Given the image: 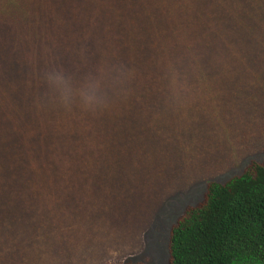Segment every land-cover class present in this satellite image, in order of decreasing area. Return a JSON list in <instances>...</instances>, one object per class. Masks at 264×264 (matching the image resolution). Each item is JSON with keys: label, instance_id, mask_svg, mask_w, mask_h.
I'll list each match as a JSON object with an SVG mask.
<instances>
[{"label": "trees", "instance_id": "16d2710c", "mask_svg": "<svg viewBox=\"0 0 264 264\" xmlns=\"http://www.w3.org/2000/svg\"><path fill=\"white\" fill-rule=\"evenodd\" d=\"M263 43L264 0H0V97L39 107L33 129L0 131V224L51 221L46 198L97 187L148 119L170 127ZM167 242L165 264H264V161L208 182Z\"/></svg>", "mask_w": 264, "mask_h": 264}, {"label": "rangeland", "instance_id": "374dc122", "mask_svg": "<svg viewBox=\"0 0 264 264\" xmlns=\"http://www.w3.org/2000/svg\"><path fill=\"white\" fill-rule=\"evenodd\" d=\"M261 52L264 59V43ZM246 56L216 65L222 80L182 98L186 112L167 111L170 127L167 118L148 119L142 146L128 143L123 156L108 158L92 180L97 187L76 201L46 198L51 221L0 224V264H165L169 228L208 182L223 184L264 161V61L251 65ZM38 113L27 99L0 97V131L33 129Z\"/></svg>", "mask_w": 264, "mask_h": 264}]
</instances>
